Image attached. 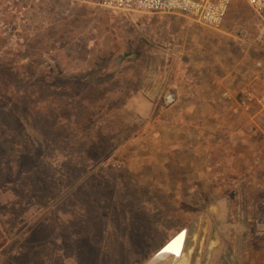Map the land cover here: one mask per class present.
Here are the masks:
<instances>
[{"label": "rangeland", "instance_id": "rangeland-1", "mask_svg": "<svg viewBox=\"0 0 264 264\" xmlns=\"http://www.w3.org/2000/svg\"><path fill=\"white\" fill-rule=\"evenodd\" d=\"M254 22L0 0L2 264H147L182 229L181 264H264Z\"/></svg>", "mask_w": 264, "mask_h": 264}, {"label": "built area", "instance_id": "built-area-1", "mask_svg": "<svg viewBox=\"0 0 264 264\" xmlns=\"http://www.w3.org/2000/svg\"><path fill=\"white\" fill-rule=\"evenodd\" d=\"M109 12L126 16H180L211 29H220L234 0H90ZM254 14L255 43L264 51V0H242ZM245 33V32H244ZM243 33V34H244ZM242 104L255 100L264 107V94L246 93ZM174 103L175 97H166Z\"/></svg>", "mask_w": 264, "mask_h": 264}, {"label": "bare ground", "instance_id": "bare-ground-1", "mask_svg": "<svg viewBox=\"0 0 264 264\" xmlns=\"http://www.w3.org/2000/svg\"><path fill=\"white\" fill-rule=\"evenodd\" d=\"M188 238L189 230L182 229L153 254L147 264H181L186 254Z\"/></svg>", "mask_w": 264, "mask_h": 264}, {"label": "crops", "instance_id": "crops-1", "mask_svg": "<svg viewBox=\"0 0 264 264\" xmlns=\"http://www.w3.org/2000/svg\"><path fill=\"white\" fill-rule=\"evenodd\" d=\"M1 255V254H0ZM3 257V256H2ZM2 263H6L4 260H3V258H2V260H0V264H2ZM9 264V263H8Z\"/></svg>", "mask_w": 264, "mask_h": 264}, {"label": "flooded vegetation", "instance_id": "flooded-vegetation-1", "mask_svg": "<svg viewBox=\"0 0 264 264\" xmlns=\"http://www.w3.org/2000/svg\"><path fill=\"white\" fill-rule=\"evenodd\" d=\"M152 257H153V254H152V256L150 257V259H151ZM150 259H148V261H149ZM148 261H147V262H148ZM145 264H146V263H145Z\"/></svg>", "mask_w": 264, "mask_h": 264}]
</instances>
